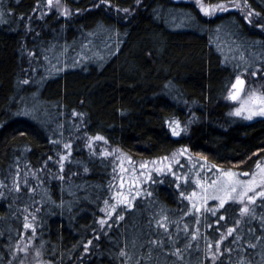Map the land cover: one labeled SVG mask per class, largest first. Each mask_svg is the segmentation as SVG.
Instances as JSON below:
<instances>
[{
  "label": "trees",
  "instance_id": "obj_1",
  "mask_svg": "<svg viewBox=\"0 0 264 264\" xmlns=\"http://www.w3.org/2000/svg\"><path fill=\"white\" fill-rule=\"evenodd\" d=\"M202 2L240 9L204 17L187 0H60L64 16L47 0H0V264H264V199L246 215L225 206L206 226L198 218L212 215L185 214L172 174L100 223L108 168L90 138L133 160L186 149L208 171L264 164V118H234L221 102L238 75L264 72V0ZM72 116L82 139L61 168L53 132ZM172 120L188 132L173 136ZM221 235V251L209 249Z\"/></svg>",
  "mask_w": 264,
  "mask_h": 264
},
{
  "label": "rangeland",
  "instance_id": "obj_2",
  "mask_svg": "<svg viewBox=\"0 0 264 264\" xmlns=\"http://www.w3.org/2000/svg\"><path fill=\"white\" fill-rule=\"evenodd\" d=\"M188 2L193 3L197 9L199 7L196 4V0H187ZM205 7H209L212 5L217 4H205L202 2ZM227 6V10H230L232 7H236L237 3H228L225 4ZM200 12V10H199ZM225 11H215L212 15H204L200 12L204 17H214L218 14H222ZM37 67L34 66L30 77H34L36 74L35 70ZM255 75L246 74L241 78L244 81L243 85L239 86V91L236 89H232V84L236 82V79L227 87L225 94L223 95L221 102L227 105L228 108V115L239 118L246 122H251L256 119L264 118L261 115H254L251 119H247L246 117L250 115L254 111H259L261 107H264V104H261V98H264V72L257 73L254 72ZM32 85H37V80H32ZM38 86V85H37ZM233 92L236 94V99L232 100L229 98V92ZM26 100H33L32 102L36 101V97L33 94L26 97ZM35 105L39 107L38 103L35 102ZM26 108V107H25ZM242 109V115L236 116L234 113L236 109ZM30 110V109H29ZM177 121V120H172ZM179 122V121H178ZM67 125L64 123H59L54 128L53 136L55 150L58 153V158L60 155L66 156L68 159L69 150L65 149L64 145L76 142L82 139L81 134H78L79 130V120L75 116H72L67 119ZM180 128L178 129L179 135L175 137H179L184 135L188 132L190 123H181ZM175 127V125H173ZM168 129L172 134V130L168 123ZM71 140V141H70ZM91 142V147H89V143ZM87 149L90 152L92 157H99L104 160L105 166L108 168L106 171V175L108 177L107 185V199L108 204L106 205L105 202L103 203L102 209V218L105 223H109L111 219L116 215V212L120 209H130L133 207L136 200L146 199L148 192V186L152 179L159 178V182H162V178L164 176L172 174V179L175 181L174 186L178 190V198L185 200V213L187 215H192L195 218H198L203 212H209L212 215V218L208 219L205 218H198V221L202 220L204 224L216 222L218 220V216H214L212 212L205 211L204 209H213L217 210L219 201L215 199V196H224L225 195V187L227 183L231 180H243V181H250L255 179L257 184L259 185L261 182V168H264V164L258 167L256 170H253L248 175H244L245 173L239 172L234 167L228 168H217L215 170L208 171V167L206 165L199 166V168L195 167L194 163L188 160H191V156L188 152H184L183 150H175L169 156H166L161 159L151 160V161H143V160H133L130 156L122 153L117 148L107 147L106 143L103 140H89L86 142ZM182 155L176 156L173 159L174 154L181 153ZM186 158V159H185ZM183 159H185V163H183ZM143 165V167H142ZM208 168V169H207ZM171 169V170H170ZM208 171V173H207ZM234 173L235 175L229 177L224 175V173ZM175 173V176L174 174ZM255 174V176H253ZM175 177H179L177 180ZM213 181L216 183L213 184ZM179 184V187H177ZM257 190H261L259 187ZM184 193L182 196L181 193ZM193 192L195 195L193 196ZM139 193V194H138ZM248 195H253V193H249ZM206 197H212L210 199H205ZM261 197H256L255 202L259 200ZM254 202V203H255ZM193 203L197 207L201 208L200 213H196L192 208ZM249 204L247 198L245 197L244 202L241 203L239 199L236 200H228L225 206L236 204L239 207V213L241 215L251 214L252 213V205ZM116 205L117 211L112 212V215L109 216L107 213L111 212V206ZM130 205V206H129ZM247 206L250 211L248 213L242 214L240 209ZM191 210V211H190ZM221 210V209H219ZM218 210V213H219ZM217 213V215H218ZM209 216V215H208ZM213 219V220H212ZM104 225V224H103ZM212 246L215 245V242H209ZM208 244V245H209Z\"/></svg>",
  "mask_w": 264,
  "mask_h": 264
},
{
  "label": "snow or ice",
  "instance_id": "obj_3",
  "mask_svg": "<svg viewBox=\"0 0 264 264\" xmlns=\"http://www.w3.org/2000/svg\"><path fill=\"white\" fill-rule=\"evenodd\" d=\"M102 2L103 3H107L108 0H102ZM137 2L139 3V0H137ZM196 4L199 7L200 12H202L204 15H212L217 10L218 11H226L227 10V6L225 4H217V5H212V6H209V7H205L203 5V3H202V0H196ZM47 5H48L49 8H52L53 6H55L58 10H60L61 15L67 16L69 14V12H68V10L66 8H61L60 7V0H47ZM123 11L127 14L129 12V9H123ZM2 15L3 14L0 13V16H2ZM249 15H251V13H249ZM253 75H255V73H253ZM23 83H28V81L25 80V81H23ZM243 83H244V81L241 80L240 76L238 75L236 77V82L232 84V89H236L237 91H239V86L243 85ZM229 98H231L232 100H235L236 99V94H234L233 92L230 91L229 92ZM260 102H261V104H264V98H261ZM234 114L236 116L242 115V109H240V108L236 109ZM73 115H77V114L73 113ZM254 115L264 116V107H261L259 109V111L252 112L246 118L247 119H251L252 116H254ZM168 123H169V126H170L171 130H172V135L173 136L179 135L180 134L179 131H178V129L180 128L179 122L178 121H168ZM173 125H175V127H173ZM103 139L104 138L101 137V136H96V137L90 138V141L91 140H103ZM64 147H65V149H68V148H70V145L69 144H65ZM89 147H91V142L89 143ZM183 151L186 152L187 150L185 149ZM182 154H183V152L174 154L173 159H175L176 156L182 155ZM49 159L51 160L52 157H49ZM65 159H66V156L60 155L59 160L61 161V168H63V163L62 162ZM142 167H143V165H142ZM258 167H260L259 164H258ZM261 173H262V176H261V182H260L259 185L257 184V181L255 179L250 180V181H243V180H239V179L234 180V181L230 180L227 183V185H226V187L224 189L225 195L224 196H219V195L215 196V199H217L219 201V205H218L217 210H213V209H210V208L204 209V210L212 212V214L215 216V215H217L219 209H224L225 208V204L227 203L228 200L239 199L240 202L243 203L244 199L246 197L248 203L252 204V203L255 202L256 197H261L262 199H264V168H261ZM173 174L175 176V173H173ZM224 175L231 177V176H233L235 174L228 172V173H224ZM244 175H248V174L245 173ZM253 176H255V174H253ZM175 178L177 180H179V177H175ZM215 183L216 182L213 181V184H215ZM177 187H179V184H177ZM258 187L261 190H257ZM16 189H17V191L20 190L18 184L16 185ZM249 193H253V195H248ZM181 195L183 196L184 193L182 192ZM192 195L194 196L195 192H193ZM210 198H212V197H206L205 199H210ZM105 204L107 205L108 201H105ZM192 208L194 209V211L196 213H200L201 212V208L197 207L195 205V203H193ZM111 209H112V211L107 213L109 216L112 215V212H116L117 211L116 205H112ZM102 211H104V209H102ZM240 211H241L242 214H244V213H248L250 211V209L247 206H245V207L241 208ZM185 214L187 215L188 213H185ZM121 218L122 217H120L118 215L116 217V219H121ZM224 219H225L224 216H222V215L219 216L218 220H217V223H219L220 220H224ZM100 223L103 225V224H105V221L102 219L100 221ZM197 223H199V221H197ZM237 223H239V221H237ZM159 226L165 228V231H167V224L166 223H161ZM24 227L27 229V228L30 227V225L26 223L24 225ZM185 230H187V226H185ZM233 231H235L234 228H229L228 229V235H231L233 233ZM192 239L193 240L196 239V234L195 233L192 234ZM224 239H226V236L225 235H221L220 239L215 241V252H220L221 251L220 245H221V242ZM89 243H91V242H89ZM153 243H156V242L153 241ZM212 247L213 246L211 244L208 245L209 249H212ZM179 251L180 250L177 249V254H179ZM229 252H231V249H229ZM37 255H39V253H37ZM121 255L123 256V255H125V253L123 251H121Z\"/></svg>",
  "mask_w": 264,
  "mask_h": 264
}]
</instances>
